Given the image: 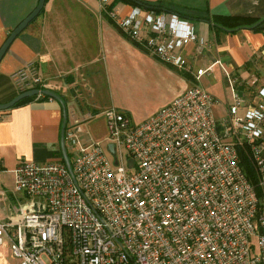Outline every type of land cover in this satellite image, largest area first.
<instances>
[{"label": "built area", "instance_id": "2783aa9c", "mask_svg": "<svg viewBox=\"0 0 264 264\" xmlns=\"http://www.w3.org/2000/svg\"><path fill=\"white\" fill-rule=\"evenodd\" d=\"M111 1L97 0L100 10L152 57L195 80L211 72L194 65L208 42L188 18L140 6L120 13ZM10 78L18 92L53 99L34 62ZM236 81L222 119L199 83L137 124L113 106L68 110L71 172L62 157L17 163L13 190L24 201L0 222V244L17 264H264V79L248 97ZM99 116L102 141L88 128Z\"/></svg>", "mask_w": 264, "mask_h": 264}, {"label": "crops", "instance_id": "0c3cea01", "mask_svg": "<svg viewBox=\"0 0 264 264\" xmlns=\"http://www.w3.org/2000/svg\"><path fill=\"white\" fill-rule=\"evenodd\" d=\"M37 1L0 0V47ZM145 1H158L163 8L181 13L191 21L196 33L208 42L201 55L193 58L195 67L210 65L213 72L218 66L224 71L228 86L230 74L235 73L248 83L247 65L264 59L263 32L250 29L233 33L216 31L202 17L203 14L264 17V0ZM114 7L120 13H127L133 6L119 2ZM112 28L120 34L100 10L97 0H47L42 12L13 39L0 59V103L11 100L18 93L11 74L28 62H34L50 91L64 102L66 112L76 108L102 110L94 102L93 81L98 77L99 64L108 58L106 37ZM193 47L192 44L187 47L188 54ZM184 80L187 83L183 91L197 83L190 74L184 75ZM235 90L242 93L237 87ZM4 113L0 119V222L13 216L24 201L22 193L13 190L12 170L17 163L23 159L47 162L62 157L63 107L58 100L34 99L6 109ZM17 262L5 240L0 244V264Z\"/></svg>", "mask_w": 264, "mask_h": 264}, {"label": "rangeland", "instance_id": "374dc122", "mask_svg": "<svg viewBox=\"0 0 264 264\" xmlns=\"http://www.w3.org/2000/svg\"><path fill=\"white\" fill-rule=\"evenodd\" d=\"M111 31L106 37L108 58L99 64L98 77L93 81L94 102L101 109L115 107L137 124L180 94L187 83L184 75L188 77L189 73L152 58L143 47L130 44L113 28ZM111 34L113 36L110 38ZM247 66V79H256L252 85L250 81L241 80L238 73L230 74L232 80H237L235 88L241 89L246 97L252 95L264 79V59L260 58L256 64ZM212 71L196 82L219 100L213 106V113L217 119H222L226 114V102H231L232 91L224 71L218 66ZM89 123L93 139L104 140L107 135L104 119L99 116Z\"/></svg>", "mask_w": 264, "mask_h": 264}, {"label": "trees", "instance_id": "16d2710c", "mask_svg": "<svg viewBox=\"0 0 264 264\" xmlns=\"http://www.w3.org/2000/svg\"><path fill=\"white\" fill-rule=\"evenodd\" d=\"M47 0H45L46 3ZM122 2L126 3L132 6H140L144 9H150L155 10L157 12L162 10H168L166 8H163L160 2H148L145 0H112V2L109 5V8L114 7L117 3ZM44 3V4H45ZM44 7V6H43ZM43 8L40 12H42ZM178 13V12H176ZM181 15V13H178ZM183 16V15H181ZM203 19L207 20L214 29L222 30L225 32H236L239 29H250L255 32H263L264 33V17H254V16H243V15H221V14H212V15H202ZM108 20L114 25V27L118 30V32L126 37L129 41L132 42L135 46H139L138 43H136L134 40L129 39L126 35H124L115 25V23L108 18ZM20 93V92H18ZM17 93V94H18ZM47 97H42L41 99H46ZM35 99V95L30 97H25L20 99L18 102H16L11 108L25 104L27 102H30ZM10 109V108H9ZM241 165L243 166L244 170L247 172V175L252 181H255V174L254 170L252 168V165L250 161L245 157L241 156Z\"/></svg>", "mask_w": 264, "mask_h": 264}, {"label": "water", "instance_id": "95a60500", "mask_svg": "<svg viewBox=\"0 0 264 264\" xmlns=\"http://www.w3.org/2000/svg\"><path fill=\"white\" fill-rule=\"evenodd\" d=\"M45 3V0H38L36 6L34 9L9 33L7 36L6 40L0 47V59L4 55L5 51L9 47L10 43L13 41V39L29 24L31 20H33L41 11ZM38 90L36 88L33 89H28L25 91L20 92L17 94L15 97H13L11 100L5 102V103H0V110H6L11 108L16 102H18L20 99L25 98V97H30L33 95H36ZM44 93L47 95L52 96L56 100H58L62 107H63V121L61 125V138H60V148H61V155L62 159L67 167V169L71 172V167H70V161L66 152L65 144H64V127L66 123V109H65V104L61 100V98L54 92L50 90H44ZM107 149L110 151L111 154H114V146L112 143H109L107 145Z\"/></svg>", "mask_w": 264, "mask_h": 264}]
</instances>
